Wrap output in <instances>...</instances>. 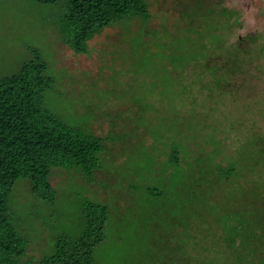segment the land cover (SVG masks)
<instances>
[{
  "label": "rangeland",
  "instance_id": "rangeland-1",
  "mask_svg": "<svg viewBox=\"0 0 264 264\" xmlns=\"http://www.w3.org/2000/svg\"><path fill=\"white\" fill-rule=\"evenodd\" d=\"M64 1L0 0V77L39 53L53 77L43 105L109 139L91 179L52 168L53 204L32 194L27 178L14 183L8 215L27 241L19 264L51 253L58 237H77L87 199L108 207L97 264H157L133 253L155 251L156 228L163 264L232 263L211 205L203 210L201 198L185 222L182 169L190 164L218 209L264 206V0H146L148 18L105 26L80 53L59 30ZM173 148L181 167L169 162ZM228 162L237 170L225 179L218 167ZM156 211L178 215V225ZM254 258L247 264H264V248Z\"/></svg>",
  "mask_w": 264,
  "mask_h": 264
},
{
  "label": "trees",
  "instance_id": "trees-1",
  "mask_svg": "<svg viewBox=\"0 0 264 264\" xmlns=\"http://www.w3.org/2000/svg\"><path fill=\"white\" fill-rule=\"evenodd\" d=\"M32 1L53 4L61 0ZM64 6L57 23L64 42L75 53L86 52L87 41L105 26L126 17H149L146 0H65ZM33 55L34 58L24 62L18 72L0 77V264H19V259L26 252L27 241L18 233L8 215L14 183L20 178H27L32 194L53 204L56 191L49 182L52 168L79 169L91 179L99 166L100 153L109 139L108 136L86 131L78 124H71L43 105V94L51 88L53 77L46 74L47 64L40 54L35 52ZM178 156L179 151L173 148L169 162L181 167ZM190 167L189 164V167L182 169L185 172L182 177H186L189 183L185 193V222L194 218L195 210L192 207H196L195 203L202 198L203 204L198 206L204 210L205 204L211 205L213 210L210 212L223 219V229L226 231L223 235L235 261L229 264H247L250 258L257 256L259 248H264L261 247L259 233L263 228L264 206L258 209H230L226 205L225 209L219 210L216 204L205 199L209 189L196 187L201 182L190 175ZM236 170L229 162L225 167H218L225 179ZM82 210V232L75 238L58 237L51 253L28 264H97L95 249L106 239L108 207L105 203L87 199L83 202ZM156 214L159 221L163 219L165 224L173 227L178 225V215L162 211H156ZM155 230L149 239V245L153 243L155 251L145 253L138 250L133 253L141 258H157V264H163L165 257L158 243L161 239ZM261 232L264 233L263 230ZM185 233V237L188 236ZM138 262L143 264L140 259ZM179 262L176 260V264ZM255 263L263 264L257 260Z\"/></svg>",
  "mask_w": 264,
  "mask_h": 264
},
{
  "label": "flooded vegetation",
  "instance_id": "flooded-vegetation-1",
  "mask_svg": "<svg viewBox=\"0 0 264 264\" xmlns=\"http://www.w3.org/2000/svg\"><path fill=\"white\" fill-rule=\"evenodd\" d=\"M252 36V35H251ZM241 36H239V38H240Z\"/></svg>",
  "mask_w": 264,
  "mask_h": 264
}]
</instances>
